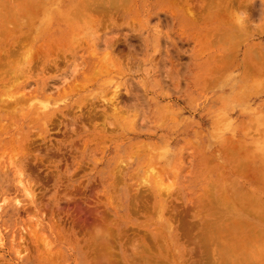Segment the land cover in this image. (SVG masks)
<instances>
[{"label": "rangeland", "instance_id": "obj_1", "mask_svg": "<svg viewBox=\"0 0 264 264\" xmlns=\"http://www.w3.org/2000/svg\"><path fill=\"white\" fill-rule=\"evenodd\" d=\"M80 1L0 0V55L16 41L21 57L27 53L33 54L38 49L41 52L40 57L44 58L49 55L42 53L45 49L38 42L49 41L51 38L48 36L53 34V42L48 44V48L56 49L50 55L57 56L58 60L62 61L56 68L50 66L53 67L50 68L51 71L48 68L43 70L45 72L39 71L37 75L34 69L24 77L18 76L13 83L6 80L1 85L0 82L3 100L11 96L10 100L13 101L12 99L19 95L15 107L7 106L9 114L0 113V119L12 121L8 120L9 122L4 124L10 128L0 123V186L6 188L4 192H0V204L5 197L7 202L2 203H5L3 207L12 203L19 208L24 204V198L28 199L30 195L26 192L28 195L25 197L26 193L22 192L19 181L15 182L19 176H14L18 173L16 168L20 166V155L25 153L23 146L27 149L28 140L31 138L28 149L35 160L24 158L21 163L27 169L25 172L32 184L31 193L35 196L33 201L37 207L35 210L31 205V210L35 212H30L37 217L32 215V222L31 218L29 221L30 208L27 210L28 216L23 210L12 213L9 210L0 216V264H96V259L106 252L100 249L101 253L97 249V254L101 253L98 258L93 250L104 243L111 251L107 259L115 260V264H193L191 262L200 259L201 264H233L238 259V264H247V254H252L248 257H253L254 261H250L255 262L249 261L248 264H264V237L261 238L264 235V223L259 225L263 232L257 229L261 232L260 237H251L258 242L255 240V243L254 239H251L253 242L249 240L250 244L246 243L248 248L245 247L243 239L245 240L246 236L242 235L248 234L245 233L247 228L241 229L235 224V220H242V223L246 221L247 224V218L243 209L234 202L235 198L247 192L248 195L256 197L255 202H252L253 207H256L254 211L264 209V0H242L240 7L233 3V7H226V11L222 10L223 6L209 8V11H206L209 14L215 9L221 10V13L225 11L222 14H225L224 19L227 20H220L222 17H218V25L222 29L224 23L227 30H232L233 33L226 38H217L210 47L204 46V49L203 43L200 44L203 40L199 35L210 25H214L212 18L204 23L200 18L197 24H189V27L187 24L179 28L166 7L158 9L143 0L139 8L133 9L130 17L119 19L123 14L120 13L114 23L104 22L103 27H95V12L72 16V12L79 8ZM215 1L218 3V0ZM83 3L81 2L82 7ZM31 9L34 14L28 17ZM14 10L16 14L19 11L22 17L18 15L17 21L14 17L13 23L5 21L3 16H13ZM158 10L162 22L154 15ZM25 11H28L26 15L23 13ZM52 11H63L69 19H77L72 35L73 40L78 39L77 43L61 37L68 29L67 21L64 22L63 18L57 20V14L51 15L54 19L48 25L51 26L49 30H53L51 34L50 31H43L48 34L35 35L36 27L39 26L40 32V27H46L49 13ZM229 11L234 14L229 16ZM240 12L252 13L249 14L252 16L251 20L249 18L245 21V31L234 24V17L229 19ZM228 24L230 26H227ZM84 25H90L89 33ZM110 25L113 28H109ZM115 25L117 27H114ZM90 39L91 43L98 41L93 47L103 41L114 42L115 47L120 50L115 53L122 57L131 54V58L135 59L131 62L123 60V63H129L125 69L123 64H111L99 55L96 63L101 75L81 81V86L71 90L69 86L73 83L71 73L74 72V64L81 63L82 55L88 50L86 40ZM61 40L63 43L59 44ZM81 41L85 42L81 44ZM97 49L98 52L102 50L100 47ZM248 49L253 52L250 54ZM225 54L227 57H224ZM76 55L78 59L75 58ZM22 60L23 58H18L16 61ZM13 62L3 64L0 77L3 75V78L8 79L14 74H8L13 69ZM255 66L259 74L253 78L246 77V82H242L245 72L251 71ZM53 76L56 77L55 81L52 80ZM210 77L214 82L209 84ZM241 82L243 84L239 87L243 92L237 95L234 91V87H237L235 83ZM44 84L46 90L42 88ZM116 90L119 95L115 93ZM113 94L120 97L114 100L115 102L136 100L138 106L133 112L131 110L130 116L116 120L109 117L102 119L98 115L103 108H108L106 105ZM130 97L131 100H128ZM77 105L81 106V112L85 115L88 111L93 112L91 105L94 107L96 116L92 119L93 122H89L91 119H65L59 115L60 111L68 116L74 112L78 114ZM42 107H45V110ZM13 109L22 113L19 114L20 118L16 116L17 112L13 113ZM42 111L53 112L55 117L40 120L42 118L39 113ZM21 119H25L23 124ZM21 137H25L27 145L22 143ZM227 142L233 146L226 144ZM39 153L48 154L51 158L47 155L46 160L45 156L41 155L43 158L39 163ZM17 156L18 160H15L14 157ZM10 157L14 160L9 161ZM238 159L241 160L240 163ZM240 165L243 166L237 169ZM241 171L247 173L243 174ZM168 183L172 185L165 187ZM65 195H68V198L71 196L72 202L67 200ZM16 196L18 200L23 201L19 206L17 198L16 202L12 200ZM27 202L29 204V199ZM244 202L250 206L249 200ZM77 205L82 208L81 212L86 207L90 209L89 212L84 211L88 215L94 207L97 209L96 217L93 218L82 213L90 220L99 219H94L96 225L93 226L94 222H91L92 225L89 224L84 232L78 227L75 229L78 225L72 220L75 213L79 214L73 210ZM66 210H69L72 216L66 215ZM177 216L181 224L185 222L184 224L188 225L190 232L185 229L184 233H191V237L182 234L184 224L180 226ZM87 217L86 221L82 218L85 227L89 223ZM75 218L74 221L77 220L80 224L79 216L78 219ZM204 221H212L216 227L234 224L237 227H233L235 230L238 227L241 229L234 232L239 231L241 235L231 233L229 236L223 232L216 236L215 231L218 228H215L211 230L210 238L214 237L216 243L207 244L209 233H205L207 238H204ZM178 225L182 231H179ZM81 226L80 228H83ZM95 227L98 235L94 234ZM257 230L255 232H258ZM196 234H200L202 240L198 241ZM236 237L242 241L239 246ZM45 238L47 241L44 243ZM187 238L194 239L195 242ZM261 239L262 243H259ZM186 240L193 242V246ZM201 241L206 244L207 249L205 244L202 249ZM20 247L21 257L17 256L18 251H21ZM204 247L206 251H203ZM108 253L110 252H107V256ZM107 259L103 262L106 260L109 263ZM113 260L110 261L111 264L115 262ZM103 262L100 261L101 264Z\"/></svg>", "mask_w": 264, "mask_h": 264}, {"label": "bare ground", "instance_id": "obj_2", "mask_svg": "<svg viewBox=\"0 0 264 264\" xmlns=\"http://www.w3.org/2000/svg\"><path fill=\"white\" fill-rule=\"evenodd\" d=\"M80 1V0H79ZM245 1H247V0H245ZM81 2H84L83 4V7L81 6ZM142 2H143V0H81L80 1V3H79V8H76L72 13H74L72 16H76L77 14H79V13H81V15H84V14H88V13H93V12H95L96 14H97V17H96V19L94 20L96 23H97V25H95V27H100V26H102L103 25V23L104 22H110V23H114L118 18H119V14L120 13H123V14H127V15H123V14H121L120 15V18L119 19H125V18H127V17H130V14H131V12L133 11V9L134 10H136L137 8H139V6L142 4ZM148 3V4H151L153 7H157L158 9L161 7V8H163V7H166L165 9L171 14V16H172V18H173V20H174V22H176L177 23V25H179L180 27L179 28H181V27H185L187 24V27H189V24H197V23H199L200 22V18H201V22H205V21H207V20H210L209 18H212V19H214V25H210V27H208V28H206L203 32H201V34L199 35L202 39L201 40H203V41H200V44H202L203 43V49H204V46H209L210 47V45H212V43L215 41V40H217V38H219V37H229V36H231L232 34L231 33H233V31L232 30H227V28L225 27L226 25L223 23L222 24V29H220V27H219V25H218V21L219 20H217V18L218 17H222V19H220V20H227V18L226 19H224L225 18V14L223 15L222 13L223 12H225L226 11V7H229V6H231L233 3L236 5V7H240V5H242V0H240V1H237V0H218V3H216V1L215 0H145V3ZM248 2V1H247ZM262 2V1H261ZM213 4V5H212ZM238 5V6H237ZM252 5V4H251ZM250 5V6H251ZM213 6V8L214 7H216L217 8V6H223L222 8V10H225V11H223L222 13L220 12V11H218V9H215V11L214 12H211L210 14L208 13V12H206V11H209V8H211ZM248 6V5H247ZM231 7H233V5L231 6ZM252 7V6H251ZM250 8V7H249ZM233 9V8H232ZM241 9V8H240ZM248 9V8H247ZM252 9V8H251ZM253 9H254V7H253ZM252 9V10H253ZM237 10V9H236ZM246 10V9H245ZM250 10V9H249ZM32 11V12H31ZM51 11V10H50ZM210 11H211V9H210ZM233 11V10H232ZM14 12H15V10H14ZM26 12H28V11H25V12H23L24 13V15H26L25 13ZM159 12V10L158 11H155V13H154V15L158 18V20H160L159 18H160V14L158 13ZM249 12V11H248ZM19 13V11H17V14H16V12H15V16L13 15V16H3V18H4V20L5 21H11V22H9V23H13L14 21V17H15V21H17V20H19L18 18L19 17H17L18 15L19 16H21L20 15V13ZM22 13V14H23ZM69 13H71V12H69ZM209 15H208V14ZM229 13V16L230 15H232V14H234V13H232L231 11H229L228 12ZM231 13V14H230ZM251 13V12H250ZM250 13H244V12H240L239 14H241L243 17H244V23L242 24V25H240V26H238L237 24H236V26L237 27H239V29L240 30H246L247 28H246V26L244 25L245 24V21H248V19L250 18V17H252V16H250L249 14ZM252 13L254 14V12L252 11ZM251 13V14H252ZM32 14H34V11H33V9H31L30 11H29V15H28V17H32L31 15ZM54 14H57L56 16H57V20H58V18H63L64 19V22H65V20L67 21L66 22V25H67V28L68 29H66V32H65V34H62L61 35V37L62 38H67V41H68V39H70L72 42H74V43H77L78 42V39H72L74 36H72V35H74V31H75V29H74V27L75 26H73V25H75L76 23H77V19L76 18H74V17H72V18H68L69 16L68 15H66L67 13H65V12H63V11H59V12H56V11H52V12H50L49 13V18H48V20H49V22H47V25H46V27H40V28H42V32H40L41 31V29H39L38 27H36L35 28V35H38V34H41L42 35V33H47L48 34V32H43V31H50L49 32V34H51V32H53V30L51 31V30H49V28L51 27V26H48L49 24H51L52 23V21L54 20V19H52V16L51 15H54ZM128 14H129V16H128ZM65 15H66V17H65ZM55 16V15H54ZM199 16V17H198ZM236 16V15H235ZM235 16L233 15V16H231V17H229V19H233V17L235 18ZM17 17V18H16ZM22 17V16H21ZM226 17H227V13H226ZM53 18H55V17H53ZM166 20H167V18H166V15H165V17H164ZM13 19V20H12ZM228 19V20H229ZM235 20V19H234ZM250 20H251V18H250ZM160 22H162V19L160 20ZM164 22V21H163ZM166 22V21H165ZM230 22H232V20L230 21ZM234 22V21H233ZM46 23V22H45ZM44 23V24H45ZM247 24H249L248 22H246ZM105 24V23H104ZM234 24H235V22H234ZM43 24H41V26H42ZM100 25V26H99ZM113 25V24H112ZM230 25H231V23H230ZM229 24L227 25V26H230ZM233 25V24H232ZM77 26L79 27L80 25H79V23L77 24ZM82 26V25H81ZM191 26V25H190ZM103 27V26H102ZM114 27H117L116 25L114 26ZM39 29V31H38V29ZM44 28V29H43ZM47 28V29H46ZM82 28V27H81ZM84 28L86 29L87 28V30H86V32L87 33H89V29L91 28L90 27V25L88 26V27H86L85 25H84ZM105 28V27H104ZM109 28H113V27H111V25H110V27ZM232 28V27H231ZM53 29H55V27L53 28ZM79 29V28H78ZM229 29V28H228ZM233 29H234V27H233ZM37 30V31H36ZM81 30H83V29H81ZM232 31V32H231ZM79 32V31H78ZM58 33V32H57ZM235 33V32H234ZM86 34V33H85ZM238 34V33H237ZM54 35L53 34H51L50 36H48L49 38H51L49 41H47V42H42V40L41 41H39L38 43L40 44V45H42L43 46V48L45 49V52L42 50V53H44V54H47V55H49V56H44V58L43 57H40V54H41V52H39V50L37 49V52L35 51L33 54L32 53H27V55H24V56H22L21 57V55H19V52H18V50H20L19 48H17V46H16V41H14V43H12V45L11 46H9L8 47V49L7 50H5L4 51V53L3 54H1L0 55V71H2L1 69H2V66H3V64L5 63V62H9V61H14L12 64H11V66L13 67V69H12V71L11 72H8V74H12V73H14L11 77H8V79H5V78H3V75H2V77H0V82H1V85H3L5 82H6V80H9V81H11L12 83L13 82H15V80L17 79V77L18 76H25L26 74H28L30 71H32V70H34L35 69V71L34 72H36V74L38 75L39 73V71L40 72H42L43 70H47L48 68V70H50L51 71V69L50 68H53V67H57V64L59 63V62H62V61H60L61 59H59L58 60V58H57V56H55V57H52L51 55H50V53L54 50V49H56L55 47H51V48H48L49 46H48V44L49 43H51V42H53V39H52V37H53ZM56 36V35H55ZM127 39V38H126ZM124 40H125V38H124ZM87 42V46H88V50H87V52L86 53H84L83 55H82V60H81V63H75V64H78V66H76L74 63V69H73V73H71V74H73L72 75V81H73V83L72 84H70V89L71 90H73V89H75V88H77L79 85L81 86V81H88V80H91L92 79V77L94 76V75H97V76H99V75H101V70L97 67L98 65H97V63H96V61H97V59H99V55H102V57H100L101 59H104V60H107V61H109L111 64H113V63H115V64H117L118 66H121L122 64H123V66H124V68L126 69V65L127 64H129L128 62L127 63H123V60H126V61H128V60H130V62L132 61V60H134L135 58H131V54H129V56H127V55H124L123 57L122 56H119L118 55V53H115V51H118L119 50V48L118 47H115V45H114V42L112 43V42H108V41H103L102 43H100V44H98V46L97 47H93V45H95L96 46V44H97V42L98 41H94L95 43H91L90 41H91V39L90 40H86ZM83 42H85V41H81V44H83ZM63 43V41L61 40L60 42H59V44H62ZM199 44V43H198ZM129 45V44H128ZM98 47H100L102 50L101 51H99L98 52ZM27 48V47H26ZM159 50V49H158ZM41 51V50H40ZM120 51V50H119ZM118 51V52H119ZM6 52V53H5ZM101 52V53H100ZM169 52V51H168ZM248 52L250 53V52H253V50H250V49H248ZM40 53V54H39ZM251 54V53H250ZM246 55H248V54H246ZM20 56V57H19ZM78 55H76V59H78L79 57H77ZM224 57H227V55L225 54L224 55ZM18 58H23V60L21 61V62H19V61H16V60H18ZM246 58H248L247 56H246ZM245 58V59H246ZM169 59V58H168ZM165 60H167V59H165ZM63 61H64V58H63ZM170 62V61H169ZM50 66H53V67H50ZM123 66H122V69H123ZM238 66L241 68V65L240 64H238ZM112 67H113V65H112ZM257 70V67L255 66V68L254 69H252L251 71H248L247 73L245 72V74L242 76L243 78H242V82L244 81V82H246V77L247 78H253V77H255V76H257L259 73H258V70ZM43 72H45V71H43ZM49 72V71H48ZM15 73H18V74H15ZM1 74V73H0ZM58 77V76H57ZM65 78V77H64ZM55 79H56V77L54 78V76L52 77V80H54L55 81ZM52 80H51V82H52ZM64 82L66 83L67 81L64 79ZM209 84L210 83H213L214 82V79L212 78V77H210L209 78ZM241 82V84L240 83H238V84H236L235 83V85L237 86V87H234L235 88V92H237V95H241L242 94V88H240L239 86H241L243 83ZM49 84V83H48ZM55 84V83H54ZM54 86V85H53ZM50 87V86H49ZM48 87V88H49ZM42 88H43V90H46V84H44L43 86H42ZM47 88V90L49 91V89ZM51 89V88H50ZM53 90V89H52ZM231 90V89H230ZM229 90V91H230ZM117 91L118 90H116L115 91V93H117ZM119 93V92H118ZM117 93V95H119ZM114 95V94H113ZM117 95L115 94L111 99H109V101H108V104L106 105L108 108H103L102 109V112L100 113L99 112V116H101L102 117V119H107L108 117L110 118V119H112V118H115L116 120H118V119H123L124 117H126L127 118V116H130L131 115V110H132V112H133V110H135V108H137V102H136V100L134 101L133 99L131 100V97H130V99L128 98V100H131V101H128V102H122V103H120V101L118 100L117 102H115L114 100H116L117 98H120L119 96L117 97ZM128 96V95H127ZM11 97V96H10ZM10 97H8V99H5V100H3L2 98H1V94H0V113H4V112H6L7 114H9L8 113V111L9 110H7V106H10V108H13V107H15L16 105H17V103H18V101H19V95L17 96V98H13L12 100L13 101H11L10 100ZM14 97H16V96H14ZM12 98V97H11ZM43 98H45V97H43ZM45 99H47V98H45ZM7 100V101H6ZM8 101H10V102H8ZM104 102V101H103ZM10 103H12V105H10ZM104 104H105V102H104ZM104 104H103V106H104ZM80 107L81 106H79V105H77L76 106V108H77V111L79 112L78 114L77 113H73V115H71V116H68V114L67 113H62L61 111L59 112V115L60 116H62L63 118H65V119H87V120H90L91 119V121H89V122H93L92 121V119H94V117L96 116V113H95V111H94V107L91 105V107L93 108L92 110H93V112H90V111H88V113L85 115V114H83V112H81V109H80ZM42 109L43 110H45V107H42ZM106 109V110H105ZM14 110V112L13 113H15L16 114V112L18 113V114H16V116L18 117L19 116V114H22V113H19L18 112V110L17 109H13ZM10 114H12L11 112H10ZM55 113H53V112H49V111H47V112H45V111H42V112H40L39 113V116L42 118V119H40V120H43V119H52V118H54L55 117V115H54ZM15 117V116H14ZM19 118H20V116H19ZM9 119H0V123H1V125H4V124H6V121H8ZM13 120V119H12ZM22 120V124H23V120H25V119H21ZM31 120H34V119H31ZM128 120V119H127ZM10 121V120H9ZM8 121V122H9ZM55 120L53 119V122H54ZM58 121V120H57ZM61 121V120H60ZM128 121H130V122H133V121H131V120H128ZM10 122H12V121H10ZM59 123V122H58ZM63 123H65V122H63ZM7 125H9V124H7ZM12 123H11V127H12ZM130 125H132V123L130 124ZM5 127H7V128H10V126L8 127V126H6V125H4ZM67 126V125H66ZM4 127V128H5ZM45 127V126H44ZM68 127V126H67ZM71 127L72 126H70V129H71ZM2 130V127H0V131ZM38 130V129H37ZM3 131H6V130H4L3 129ZM10 133V132H9ZM35 133H38V132H35ZM40 138H41V136H40ZM30 140H31V138L28 140V145H27V143H26V141H25V137H21V141H22V143H26V145H27V149H26V146L24 145L23 146V148H24V152L25 153H22L21 155H20V158L17 156V157H14L15 158V160H18V159H16V158H19V162H20V168L19 167H17L16 168V170H17V175H15L14 177H18L19 176V178H18V180H15V182H17V181H19L18 182V184H19V186L20 187H22L23 188V191L22 192H27L28 194H30L29 195V197H28V199H29V204H28V199H27V193L25 194V197L26 198H24V204H22L23 203V201H21V200H18L19 198H17V196L16 197H13L12 198V200L13 201H15L16 202V198H17V200L19 201L18 202V206H19V204L21 205V206H19V208L18 207H16L15 206V204L14 205H12V203H8V206L7 207H3L4 205H5V203L7 202V198H3V199H5V200H2L3 202L5 201V203L4 204H0V205H2L1 207H0V209H1V211H0V216H2L3 214H5V212L6 211H9L10 210V212L12 213V212H18L19 210H23V211H26L27 212V210L29 211V213L31 214V212L33 211V210H31L32 208H31V205H32V207L34 206V209L35 210H37V207H36V204L34 203V201H33V199L35 198V196H33L32 195V193H31V188L32 187H30V185L32 186V184H30V179H29V177H28V174H26V172H25V170L27 171V169H25V166L21 163L22 162V160H24V158H27V160L29 159L30 160V158H32V153H31V151L29 152V150L30 149H28L29 148V142H30ZM33 140V139H32ZM11 141V140H10ZM33 142V141H32ZM229 142V141H228ZM226 143V144H229V143H231V142H229V143ZM11 143V142H10ZM34 143V142H33ZM31 144V143H30ZM34 145V144H33ZM229 145H231V144H229ZM10 146H11V144H10ZM233 145H231V147H232ZM15 147V146H14ZM34 148V147H33ZM226 148V147H225ZM51 149V148H50ZM53 149V148H52ZM48 150V149H47ZM28 151V152H27ZM33 152V151H32ZM49 152H50V150H49ZM229 152V151H228ZM35 153V152H34ZM36 153H38L37 151H36ZM52 153H53V151H52ZM44 154V153H43ZM229 154V153H228ZM17 155V154H16ZM27 155V157H25ZM29 155V156H28ZM38 155V156H37ZM36 156L39 158L41 155H42V153L40 154H37ZM48 155V154H47ZM47 155H42L45 159L47 158L46 156ZM48 156H50V155H48ZM43 157H40V160H39V163H40V161H41V158H43ZM241 157V156H240ZM14 158L13 157H10V159H9V161H12V160H14ZM38 158L36 159V160H38ZM50 158H51V156H50ZM49 158V159H50ZM239 158V157H238ZM243 158V157H242ZM12 159V160H11ZM48 159V158H47ZM46 159V160H47ZM32 160H35L34 158H32ZM236 160V159H235ZM239 161H241L240 159H238V162ZM15 162L16 161H14L13 162V164H15ZM27 162V161H26ZM37 162V161H36ZM42 162H44V160L42 161ZM27 163H29V161L27 162ZM26 163V164H27ZM240 163V162H239ZM37 165V164H36ZM12 166V165H11ZM234 166V165H233ZM235 166H237V165H235ZM241 166H243V165H240V166H238V168L237 169H239ZM27 167V166H26ZM37 167V166H36ZM232 167V166H231ZM244 167H245V165H244ZM243 167V168H244ZM14 168H15V165H14ZM28 168V167H27ZM256 168V167H255ZM32 170V169H31ZM31 170H30V172H31ZM151 170V169H150ZM244 170V169H243ZM245 170H246V168H245ZM264 170V169H263ZM262 170V171H263ZM33 171H34V169H33ZM235 171V170H234ZM243 171H241V173H242ZM231 173H232V171H231ZM241 173H239L240 175H241ZM245 173H247V171L245 172H243V174H245ZM10 174V173H9ZM262 174V173H261ZM31 175H32V173H31ZM31 175H29L30 177H31ZM245 176V175H244ZM243 176V177H244ZM35 177V176H34ZM36 178V177H35ZM246 178V177H245ZM16 179V178H15ZM34 179V178H33ZM12 180V179H11ZM32 181V180H31ZM6 182V181H5ZM38 183V182H37ZM1 184V183H0ZM5 184V183H4ZM17 184V185H18ZM164 185V184H163ZM172 184L171 183H168V184H165L164 186L165 187H170ZM18 186V187H19ZM4 189H6V188H3V186L1 187L0 186V192L2 193V192H4ZM33 189V188H32ZM22 190V189H21ZM167 192V191H166ZM70 193V192H69ZM75 194V193H74ZM2 195H4V194H2ZM35 195V194H34ZM244 195V196H243ZM243 195H239V199L237 200L236 198V200H237V202H236V200L234 199V202H235V204H237L241 209H243V212H244V214H246V218H247V224L244 222V223H242L243 221L242 220H235V221H237V222H235V224L236 225H238V226H240V228L241 229H243L244 230V228L246 229L247 228V232H245L247 235H242V236H246V238H245V240L243 239V243H245V247H247L248 248V246H246L247 244L249 245L250 244V242H253V241H251V239H254V242H255V238H251V237H254V236H256V238L258 237H260L259 235H260V233L261 232H263V230L262 229H260L259 228V225L261 224V223H264V209H262L263 211H261V210H257V211H254V209L256 208L255 206V208L253 207V205H252V202L254 203L255 202V196H251V195H248L247 194V192L246 193H244ZM246 195V196H245ZM65 196H67V198H68V195H65ZM34 197V198H33ZM57 197V196H56ZM233 197V196H232ZM255 197V198H254ZM14 198H15V200H14ZM67 198H65V199H67ZM75 198V197H74ZM73 198V199H74ZM243 198L245 199V200H243ZM250 201V206H249V204L247 205V203H245L244 201H248L247 199ZM26 199V200H25ZM64 199V200H65ZM71 200V196H70V198H68L67 200ZM87 199V198H86ZM11 200V199H10ZM37 200L38 199H36L35 201L37 202ZM83 201H85L84 199H82ZM88 200V199H87ZM20 201H21V203H20ZM25 201H26V203H25ZM74 201V200H73ZM238 201H240V202H238ZM241 201H243V204H241ZM71 202H72V200H71ZM232 202H233V200H232ZM40 203V202H39ZM86 203V202H85ZM92 203V202H91ZM25 204H26V208H25ZM28 204V205H27ZM88 204V203H87ZM246 204V205H245ZM16 205H17V203H16ZM30 205V206H29ZM45 205V204H44ZM89 205V204H88ZM252 205V206H251ZM258 205H259V202H258ZM76 206V205H75ZM80 205H77V207H75V208H73V210H74V213L77 211V213H79L78 215L75 213L74 215H75V217L74 216H72V213H70V211L72 210V209H70V207L68 208V209H70V211L69 210H66V211H64L65 212V214L66 215H71L72 216V220H73V223L75 224V225H78V226H75V229H76V227H78L80 230L81 229H83V232H84V230H86L87 231V227L88 226H90L89 224H91V222H92V224H93V222L94 221H99V219L97 220L96 218H94L92 221L89 219V217H87V216H90V217H96V213L95 212H97V209L94 207L93 208V211H92V213L94 212V214L92 215V213L90 214V215H88L87 213V216H85L86 214H85V212H89V210L87 209V207L85 208V209H83V212H84V214L85 215H83L82 213L83 212H81L82 211V208L81 207H79ZM84 206V205H83ZM91 206V205H90ZM42 207H43V204H42ZM46 207V206H45ZM74 207V206H73ZM203 207V206H202ZM2 208H4V210L2 209ZM44 208V207H43ZM42 208V209H43ZM72 208V207H71ZM79 208V209H78ZM39 209H41V207L39 208ZM81 209V210H80ZM73 210H72V212H73ZM95 210V211H94ZM31 211V212H30ZM40 211V210H39ZM159 211H161V209H159ZM182 211V210H181ZM33 212H35V211H33ZM48 212H49V208H48ZM81 212V213H80ZM172 213H173V211H172ZM181 213H183V212H181ZM7 214V213H6ZM29 214V216H31V217H29V221H30V218H31V222H32V218L33 217H36V216H34L33 214H31L30 215ZM177 214L178 215H180L179 214V212H177ZM184 214V213H183ZM32 215H33V217H32ZM77 215V216H76ZM84 217H83V216ZM27 216H28V212H27ZM79 216V220H78V222H80V224L79 223H77L76 221L77 220H75L74 221V218L75 219H78L77 217ZM80 216H82V217H80ZM182 216V215H181ZM183 216H185V215H183ZM85 217H87V222H89L88 224H86V227H85V223H83V222H85L86 221V219H85ZM98 217V216H97ZM178 218H179V216H177ZM37 218V217H36ZM81 218V219H80ZM82 218H84V220L85 221H83L82 220ZM68 219H69V217H68ZM213 219H215V218H212V220ZM70 220V219H69ZM71 220V221H72ZM89 220V221H88ZM180 218L178 219V222L180 223ZM181 220L183 221L184 219H182L181 218ZM202 220V219H201ZM38 220L36 219V222H37ZM70 221V222H71ZM81 221H82V224H81ZM174 221H175V219H174ZM181 221V222H182ZM86 222V223H87ZM176 222V221H175ZM197 222V221H196ZM205 223L204 224H206L205 225V227L202 229L203 231H205V232H203L201 229H200V234H202V232H203V236H204V238H207L206 237V235H208V233H209V239H207L208 241H206V243L207 244H213L214 243V245H215V238L214 237H212L211 236V238H210V235H212L211 233V230L212 229H215V228H218V229H216V231H215V233H217V234H215L216 236H218V233H221V234H223V232L225 233L226 232V234H229V236L231 235V233L232 234H236V233H238L237 235H239L241 232H234V230H235V228H233V227H236L234 224L233 225H228V226H226V227H220V226H217L216 227V225L215 224H212V221H204ZM39 223V221L37 222V224ZM97 223V222H96ZM96 223L94 222V224H93V226H95L96 225ZM169 223V222H168ZM185 223V222H184ZM183 222H182V224L180 225V226H182L183 224H184ZM91 224V225H92ZM186 224V223H185ZM184 224V226H182L183 227V231H182V229H180L179 228V225H178V228H179V231H182L183 233L182 234H185V235H190L191 233H188V232H190V229L189 228H187L188 227V225H185ZM187 224H188V222H187ZM83 226V228H80V226ZM169 225H171V223H169ZM196 225V224H195ZM194 225V226H195ZM81 226V227H82ZM193 226V227H194ZM197 226V225H196ZM202 226V225H201ZM204 226V225H203ZM38 227H40V225L38 226ZM190 227V226H189ZM244 227V228H243ZM263 227V226H262ZM85 228H87V229H85ZM90 228V227H89ZM178 228H177V230H178ZM191 228V227H190ZM233 230H232V229ZM237 228V227H236ZM239 227H238V229L237 230H241ZM259 228V230H261V232L259 231V230H257ZM95 230V233L94 234H99V233H96V230H97V228L95 227L94 228ZM185 229L186 230H188L189 229V231L186 233H184V231H185ZM193 229V228H192ZM191 229V230H192ZM195 229H197V228H195ZM205 229V230H204ZM230 229V230H229ZM237 230H235V231H237ZM242 230V231H243ZM258 231V232H255V231ZM79 231V230H78ZM85 231V232H86ZM98 231V230H97ZM195 231V230H194ZM202 231V232H201ZM227 231H231V232H227ZM196 232H197V230H196ZM211 232V233H210ZM181 233V232H180ZM205 233H206V235H205ZM258 233V234H257ZM42 234V233H41ZM87 234V233H86ZM199 234V235H200ZM242 234H244L243 232H242ZM255 234H257V235H255ZM264 234V233H263ZM43 235V234H42ZM92 235H93V232H92ZM105 235V234H104ZM187 235V236H188ZM192 235V234H191ZM191 235L189 236V237H191ZM198 234H196L195 236H197ZM197 236V237H199V239H197L198 241H200V240H202L201 239V237L202 236ZM237 235H232V236H237ZM241 235V234H240ZM182 236H180V238H181ZM222 237H228V236H225V235H222ZM239 237H241V236H239ZM263 237H264V235L261 237L262 239H263ZM21 238V237H20ZM97 238H99V236L97 237ZM100 238H102L101 236H100ZM183 238H185V236L183 237ZM195 238V237H194ZM214 238V239H213ZM219 238H221L220 236H219ZM219 238H217V239H219ZM237 239H238V237H236ZM23 239V238H22ZM107 239V238H106ZM233 239V238H232ZM240 239V238H239ZM239 239H238V241H239ZM262 239L261 240H259V243L261 242L262 243ZM42 240H44V239H42ZM41 240V241H42ZM97 240V239H96ZM103 240V239H102ZM182 240V239H181ZM181 240H179V241H181ZM187 240H190V238L188 239L187 238ZM186 240V242L187 243H190V245L193 243V242H195V241H193V240H190V241H193L192 243L191 242H188ZM196 240V241H197ZM206 240V239H205ZM220 240V239H219ZM230 240V239H229ZM234 240V239H233ZM249 240H250V242H249ZM24 241H25V238H24V240H23V243H24ZM40 241V240H39ZM40 241V242H41ZM47 240H46V238H45V240H44V243L46 242ZM98 241V240H97ZM209 241H211V243L209 242ZM213 241V242H212ZM237 240H236V242L238 243V246L239 245H241V243H242V241H239L238 242ZM257 242H258V240H256ZM105 242H107L108 243V241H105ZM229 242V241H228ZM42 243H43V241H42ZM48 243H50V242H47V244ZM201 243H203V241H201L200 242V244ZM247 243V244H246ZM256 243V242H255ZM254 243V244H255ZM46 244V245H47ZM97 244V243H96ZM184 244H186L185 242H184ZM195 244H197V243H195ZM204 244L205 243H203V245H202V249H203V246H204ZM253 244V245H254ZM22 245V244H21ZM50 245V244H49ZM47 246L48 248H50L51 249V247L50 246ZM97 245H99V243L97 244ZM96 245V246H97ZM179 245V244H178ZM183 245V244H182ZM198 245H199V242H198ZM234 245V244H233ZM236 245V244H235ZM252 245V246H253ZM258 245V244H257ZM45 246V245H44ZM92 246V245H91ZM101 248H100V247ZM99 246H97V248L95 247V246H93V247H95L96 249H94L93 251H96L97 249V251H100L101 253H102V251L100 250V249H102V250H105V252H106V254H107V252H110V253H108V256L105 254H101L100 252V254L102 255V256H107L106 258H103L102 256L100 257L98 254H97V251H96V254L97 255H95V256H99L98 258L99 259H96L97 261H96V264H101L103 261H104V259H107L110 255H111V251L109 250V248H107V247H109L108 245H105V243H104V245L102 246V245H99ZM133 246V245H132ZM131 246V247H132ZM188 246V245H187ZM192 246H193V244H192ZM232 246V245H231ZM231 246L229 247V248H231ZM43 247V246H42ZM89 247V246H88ZM111 247V246H110ZM135 247V246H134ZM137 247V246H136ZM135 247V248H136ZM194 247H196V245L194 246ZM198 247V246H197ZM205 247H206V249L208 248L207 246H206V244H205ZM205 247H204V250L203 251H206L205 250ZM251 247V246H250ZM22 247H20V249H21ZM104 248H106V249H104ZM246 248V249H247ZM139 249V248H138ZM45 251H47V249H44ZM141 250H143V249H141ZM200 250V249H199ZM231 250V249H230ZM49 251V250H48ZM135 251H137V250H135ZM144 251V250H143ZM147 251V250H146ZM186 251V250H185ZM193 251H195V250H193ZM197 251V250H196ZM19 252V254L17 255V256H20V255H22V254H20V252L22 253V249H21V251L19 250L18 251ZM18 252H16V254L18 253ZM26 252V251H25ZM145 252V251H144ZM149 252V251H148ZM187 252V251H186ZM189 252V251H188ZM95 253V252H94ZM114 253V252H113ZM190 253H192V251L190 252ZM194 253V252H193ZM207 253V252H206ZM110 254V255H109ZM145 254H146V252H145ZM150 254V253H149ZM148 254V255H149ZM186 254V253H185ZM208 254V253H207ZM206 254V255H207ZM246 254V253H245ZM251 254V253H250ZM126 255V254H125ZM128 255H130V253L128 254ZM191 255V254H190ZM193 255V254H192ZM199 255H200V253H199ZM206 255H205V257H206ZM222 255V254H221ZM228 255V254H227ZM252 255V254H251ZM251 255H249V254H247L246 256H247V258L248 259H246V257H245V259L246 260H253L252 258L250 259L249 257H251ZM90 256H92V255H90ZM113 256H114V254H113ZM133 256H135V255H133ZM136 256H138L137 254H136ZM151 256V255H150ZM186 256H187V254H186ZM239 256V255H238ZM249 256V257H248ZM264 256V255H263ZM21 257V256H20ZM96 257V258H97ZM185 257V256H184ZM192 257V256H191ZM242 257V256H241ZM23 258H25V257H23ZM92 258H93V256H92ZM101 258H103L102 260H101ZM111 258H114V257H111ZM110 258V259H111ZM128 258H130V257H128ZM140 258V257H139ZM142 258V257H141ZM193 258V257H192ZM244 258V257H243ZM153 259V258H152ZM222 259H223V256H222ZM237 259V258H236ZM22 260V259H21ZM108 261H109V263L108 262H106V260H105V262H106V264L108 263V264H111V260H113V259H111V260H109V259H107ZM130 260V259H129ZM140 260V259H139ZM153 260H155V259H153ZM226 260H228V259H226ZM241 260V259H240ZM243 260V259H242ZM246 260H243V261H246ZM100 261H101V263H100ZM113 261H115V260H113ZM128 261V260H127ZM131 261V260H130ZM136 261H138V259H136ZM141 261V260H140ZM147 261V260H146ZM151 261V260H150ZM150 261H147V262H150ZM202 262V259H200L199 261L197 260H195V261H193V262H191V263H193V264H198L199 262ZM229 261V260H228ZM235 261V260H234ZM233 261V262H234ZM239 262V259L238 260H236L235 261V263L236 262ZM249 261H246V263L248 264L249 263ZM254 261V260H253ZM20 262V261H19ZM97 262H99V263H97ZM105 262H103V264H105ZM132 262V261H131ZM135 262V261H134ZM139 262V261H138ZM142 262V261H141ZM145 262V261H144ZM195 262H197V263H195ZM201 262H200V264H201ZM238 262H237V264H238ZM241 262V261H240ZM16 263V262H15ZM116 263V261L115 262H113V264H115ZM133 263V262H132ZM137 263V262H136ZM146 263V262H145ZM210 263V262H209ZM208 263V264H209ZM230 263V262H229ZM235 263H233V264H235ZM250 263H255V262H251L250 261ZM259 262H257V264H258ZM22 264V263H21ZM130 264V263H129ZM138 264V263H137ZM156 264V263H155ZM203 264V263H202ZM211 264V263H210ZM231 264V263H230ZM240 264H242V263H240ZM244 264H245V262H244Z\"/></svg>", "mask_w": 264, "mask_h": 264}, {"label": "clouds", "instance_id": "obj_3", "mask_svg": "<svg viewBox=\"0 0 264 264\" xmlns=\"http://www.w3.org/2000/svg\"><path fill=\"white\" fill-rule=\"evenodd\" d=\"M234 22L240 26L244 22V17L241 14H236Z\"/></svg>", "mask_w": 264, "mask_h": 264}]
</instances>
